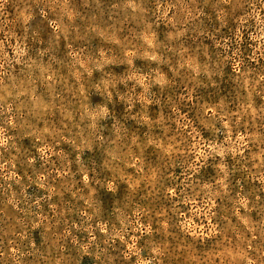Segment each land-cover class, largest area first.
I'll return each mask as SVG.
<instances>
[{
    "label": "rangeland",
    "instance_id": "374dc122",
    "mask_svg": "<svg viewBox=\"0 0 264 264\" xmlns=\"http://www.w3.org/2000/svg\"><path fill=\"white\" fill-rule=\"evenodd\" d=\"M0 264H264V0H0Z\"/></svg>",
    "mask_w": 264,
    "mask_h": 264
}]
</instances>
